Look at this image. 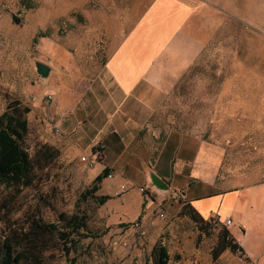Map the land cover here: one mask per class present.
Returning <instances> with one entry per match:
<instances>
[{
	"label": "rangeland",
	"instance_id": "1",
	"mask_svg": "<svg viewBox=\"0 0 264 264\" xmlns=\"http://www.w3.org/2000/svg\"><path fill=\"white\" fill-rule=\"evenodd\" d=\"M182 1L194 10L192 30L203 48L152 126L161 140L177 132L199 138L219 189L262 184L242 193L252 218L245 246L242 224L227 227L244 251H220L223 228L196 218L180 190L158 188L149 176L147 183L144 176H107L95 192L109 196L104 204L84 195L101 163L90 167L85 153L53 144V126L30 107L44 79L35 62L55 64L42 54L44 38L87 49L89 58L77 62L90 83L104 66L110 35L97 22L102 7L143 10L151 0H32L31 9L24 0H0V115L19 99L31 108L23 143L30 155L45 143L55 148L36 163L30 186H0V259L7 239L13 264H264V0ZM122 184L128 188L120 191ZM73 220L82 221L78 230ZM137 220L145 234L131 227Z\"/></svg>",
	"mask_w": 264,
	"mask_h": 264
},
{
	"label": "crops",
	"instance_id": "2",
	"mask_svg": "<svg viewBox=\"0 0 264 264\" xmlns=\"http://www.w3.org/2000/svg\"><path fill=\"white\" fill-rule=\"evenodd\" d=\"M193 13L182 0H151L143 10L102 7L97 22L110 35L104 66L90 83L77 62L89 58L87 49L44 38L42 54L55 64L42 61L52 71L30 107L39 108L53 126V144H69L85 154L103 144L102 171L109 168L113 177L144 176L143 183L153 174L160 177L203 217L229 215L234 219L229 227L242 224L245 246L252 218L242 193L262 184L219 189L213 158L199 138L177 132L161 140L152 126V117L203 48L193 34Z\"/></svg>",
	"mask_w": 264,
	"mask_h": 264
},
{
	"label": "trees",
	"instance_id": "3",
	"mask_svg": "<svg viewBox=\"0 0 264 264\" xmlns=\"http://www.w3.org/2000/svg\"><path fill=\"white\" fill-rule=\"evenodd\" d=\"M24 3H26V9L35 8V4L32 0H24ZM41 36L46 35L43 34ZM30 111L31 108L29 106H25L19 99H15L7 105L6 110L0 115V186H30L34 181L33 170L35 169L36 163L39 159L41 160L42 155L47 151L52 150L55 152V148L51 144L45 143L40 146L34 156H31L23 145L24 138H26L29 133L27 115ZM109 172H111V170L105 168L103 172L98 173L94 178L93 186L87 189L84 195L96 197L101 204L106 203L109 196H97L95 192L101 188L100 185L103 179L108 176ZM182 197L181 195V199ZM184 207L193 211L196 218H199L202 222L213 227L211 220L204 219L191 203L186 202ZM72 224V229L78 230L82 225V221L73 220ZM49 226L53 230L56 229V226L53 224H49ZM222 228L223 232L219 250L222 251L228 248L233 252H243V246L230 237L228 228L226 226H222ZM61 235L62 237L67 236L66 232H62ZM5 248L6 250L0 259V264H13L14 260L18 261L17 257L14 258L13 256L14 246L7 239L5 241ZM162 255L163 257L166 255L163 250Z\"/></svg>",
	"mask_w": 264,
	"mask_h": 264
},
{
	"label": "built area",
	"instance_id": "4",
	"mask_svg": "<svg viewBox=\"0 0 264 264\" xmlns=\"http://www.w3.org/2000/svg\"><path fill=\"white\" fill-rule=\"evenodd\" d=\"M51 98H52V96L49 95L48 99H51ZM104 148L105 147L103 144H101V143L97 144L91 154L82 155V157H81L82 161H84V163H86L90 167H94L99 162L102 163L103 156H104ZM112 176H113L112 172H109L108 177H112ZM127 188H128L127 184H122L120 191H123ZM173 199H175V201H177V202L180 201V198L178 196L173 197ZM160 215L164 216V213L161 212ZM211 223H212V226L214 228H219L222 226L229 227V226L233 225V219L229 215L222 218V216L216 214V215L211 216ZM131 227L138 230L142 234H145V230L143 229V225H142L140 220L135 221L131 225Z\"/></svg>",
	"mask_w": 264,
	"mask_h": 264
},
{
	"label": "water",
	"instance_id": "5",
	"mask_svg": "<svg viewBox=\"0 0 264 264\" xmlns=\"http://www.w3.org/2000/svg\"><path fill=\"white\" fill-rule=\"evenodd\" d=\"M36 70L38 72V75L41 78H47L49 76V73H51L52 68L50 65L44 63V62H39L38 60L35 62ZM152 183L157 186L158 188L168 190L169 185L165 182V180L161 179L160 177L156 175L151 176Z\"/></svg>",
	"mask_w": 264,
	"mask_h": 264
}]
</instances>
